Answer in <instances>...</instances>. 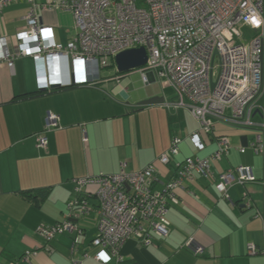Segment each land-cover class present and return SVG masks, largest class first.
<instances>
[{
	"label": "crops",
	"instance_id": "obj_1",
	"mask_svg": "<svg viewBox=\"0 0 264 264\" xmlns=\"http://www.w3.org/2000/svg\"><path fill=\"white\" fill-rule=\"evenodd\" d=\"M62 1L36 0L39 5ZM29 7L26 0H19L0 11V38H7L13 53L18 49L15 35L27 27ZM40 18L53 29L59 44L66 45L77 35L69 12L40 11ZM69 64L63 59L58 70L46 60L20 57L12 73L0 63V264H101L94 259L98 249L92 245L98 233L94 214L78 221L82 231L78 241L74 235H57L47 250L38 233L41 225L64 221L74 180L117 174L124 162L129 173L155 163V188L160 189L175 175L176 164L208 157L217 149L219 137L230 139L229 154L212 163L210 179L198 177L178 192L180 202L170 207L167 217L170 235L154 238L148 247L132 237L121 253L125 264H264V157L250 149L254 131L216 122L205 138V149L197 151L189 136L199 124L188 110L168 107L176 99L172 88L152 75L145 84L138 72L146 86L157 83L162 92L131 98L128 78L133 73L120 74L117 68L105 76L100 72L90 85L41 87L51 79L69 83ZM155 96L164 101L138 106ZM48 113L58 116L59 125L45 133L48 145L40 148L36 137L44 131ZM174 136L183 138L181 151L164 166L157 159ZM240 148L247 151L242 154ZM238 166H250L257 180L230 186L226 200L215 185L221 173ZM189 238L203 247L202 256L182 249ZM251 245L260 253L251 254ZM27 253H32L29 259Z\"/></svg>",
	"mask_w": 264,
	"mask_h": 264
},
{
	"label": "built area",
	"instance_id": "obj_2",
	"mask_svg": "<svg viewBox=\"0 0 264 264\" xmlns=\"http://www.w3.org/2000/svg\"><path fill=\"white\" fill-rule=\"evenodd\" d=\"M16 1L0 0V11ZM26 1L30 6L27 27L15 35L18 49L13 53L7 38H0V63H6L12 73L20 57L46 60L58 70L67 59L69 83L54 78L41 87L90 85L101 69L116 66L119 53L144 47L148 60L137 69L143 82L150 83L152 75L174 90L176 99L168 107L184 108L197 120L199 129L189 136L197 151L205 149V138L213 133L216 122H222L252 129L250 149L264 157V0H64L43 5ZM55 8L75 19L77 35L66 45L57 43L53 29L41 23L40 11ZM257 116L259 120L254 119ZM58 125V116L48 113L44 131L36 137L38 147H47L45 133ZM182 142V137L174 136L157 162L169 165L180 154ZM230 149V139L219 137L217 149L208 157L176 164L175 175L160 189L155 188V163L129 173L124 162L117 174L75 179L64 221L41 225L38 233L47 250L57 235L67 233L78 241L82 234L78 221L94 214L98 222L92 241L98 249L94 259L101 264H125L121 250L126 242L134 237L148 247L154 238L166 239L168 213L180 202L178 192L198 177L210 179L212 163L222 160ZM239 151L244 154L247 149ZM256 180L250 166L231 167L219 175L215 186L229 200L230 186ZM92 199L96 204H91ZM182 249L196 256L204 250L193 238ZM249 252L260 253L254 245Z\"/></svg>",
	"mask_w": 264,
	"mask_h": 264
},
{
	"label": "water",
	"instance_id": "obj_3",
	"mask_svg": "<svg viewBox=\"0 0 264 264\" xmlns=\"http://www.w3.org/2000/svg\"><path fill=\"white\" fill-rule=\"evenodd\" d=\"M148 60L147 51L144 47L130 49L119 53L115 57L118 73L123 74L145 66ZM164 101L162 97H150L138 103V106H146Z\"/></svg>",
	"mask_w": 264,
	"mask_h": 264
},
{
	"label": "rangeland",
	"instance_id": "obj_4",
	"mask_svg": "<svg viewBox=\"0 0 264 264\" xmlns=\"http://www.w3.org/2000/svg\"><path fill=\"white\" fill-rule=\"evenodd\" d=\"M116 71V67L111 66L110 68H104L101 69L100 72L102 73L103 76L108 75L111 73H114ZM129 73V72H127ZM130 73H133V76H130L129 79V95L131 96V98L137 96L140 97L143 94L149 93V92H153V91H159L162 92L161 90V86L157 83L155 84H151L149 86H146L142 80L140 75L138 74V70L134 69L132 71H130ZM167 93L169 91H171L170 88L166 89Z\"/></svg>",
	"mask_w": 264,
	"mask_h": 264
},
{
	"label": "trees",
	"instance_id": "obj_5",
	"mask_svg": "<svg viewBox=\"0 0 264 264\" xmlns=\"http://www.w3.org/2000/svg\"><path fill=\"white\" fill-rule=\"evenodd\" d=\"M201 178V177H200ZM46 195V193L44 194V192L42 193V196H45ZM193 254V253H192ZM194 255V254H193ZM203 255V254H202ZM201 255V256H202ZM196 256V255H195ZM196 257H200V256H196Z\"/></svg>",
	"mask_w": 264,
	"mask_h": 264
}]
</instances>
